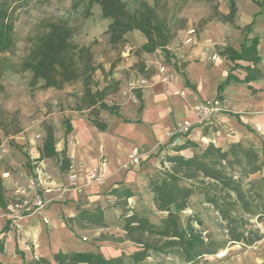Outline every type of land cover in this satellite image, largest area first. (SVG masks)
Segmentation results:
<instances>
[{
	"label": "crops",
	"instance_id": "0c3cea01",
	"mask_svg": "<svg viewBox=\"0 0 264 264\" xmlns=\"http://www.w3.org/2000/svg\"><path fill=\"white\" fill-rule=\"evenodd\" d=\"M234 13L230 12L229 0H219L215 16L187 18L186 27L174 36L167 50L170 60L162 64L164 55L146 58L145 70L151 69L147 79L141 78L136 69L128 70L135 62L126 59V64L111 68L102 65L106 79L118 82L116 92L107 94L104 102L115 106V113H108L81 106L82 87L73 85L61 90H40L34 97L33 118L26 123L25 113L15 134L0 131V175L3 198L8 203L17 185L24 186L26 177H38L39 194L46 206L38 214L11 226L6 217V207L0 208V235L4 240L0 262L24 264L33 258L51 261L57 252H97L100 234H111L119 230L117 201L121 195H110L112 190L125 189L131 193L127 204L131 209L147 207L154 210L150 196L144 193L146 175L161 168L165 156L192 158L209 144L226 151L229 145L251 134L264 135V0H232ZM249 27L248 32L245 29ZM139 35L133 42L130 35ZM130 40L129 48L139 49L145 39L139 32L125 35ZM257 40L260 58L256 68L261 75L243 83L248 73L249 62L237 61L239 68L232 74L239 82H230L222 93V111L213 114L206 122H200L194 108L210 102L217 96V87L228 75L233 63L222 53L231 48L240 51L242 44ZM159 53L161 51L157 50ZM155 51V52H157ZM163 54V53H162ZM177 66V70L174 68ZM162 66L163 74L157 68ZM126 71L130 78L126 79ZM111 74V76L109 75ZM101 90L107 85L102 83ZM136 88L140 99L127 86ZM96 119L105 127L99 130L92 121ZM189 122L192 128L187 135L168 137L173 129ZM260 132H255V129ZM51 130L55 156H43V143L47 130ZM68 130V131H67ZM3 139V140H1ZM185 142L196 147H185L176 151ZM138 148L143 154L140 165L128 164V154ZM105 166L100 171V164ZM168 168L169 164L166 163ZM99 171L97 182L87 183L88 173ZM78 178L75 186L80 191H59L66 184L69 173ZM8 174L7 177L3 175ZM50 193H43L45 189ZM143 195V198L141 196ZM7 206V205H6ZM102 211L107 227L99 228L82 221L79 227L74 221L81 211ZM69 220H72L70 223ZM87 234L93 241L82 242L78 235ZM85 238L84 236L82 239ZM18 250L23 254L21 259Z\"/></svg>",
	"mask_w": 264,
	"mask_h": 264
},
{
	"label": "trees",
	"instance_id": "16d2710c",
	"mask_svg": "<svg viewBox=\"0 0 264 264\" xmlns=\"http://www.w3.org/2000/svg\"><path fill=\"white\" fill-rule=\"evenodd\" d=\"M12 0H0V54H7L13 48V7ZM85 4L84 16L90 15L93 5L98 6L101 18L109 21L107 33L110 42L116 44L127 33L139 32L145 43L137 50V56L152 54L159 50L163 53L165 61L172 59L167 50L174 38L171 24L175 19L161 17L157 12V5L150 6L146 0H138L133 11H129L122 0H77L71 6L72 11H77ZM230 12L227 20L232 19L234 3L229 0ZM249 27L245 29L246 32ZM257 40L253 39L248 45L242 44L240 51L236 52L227 48L222 53L233 63L225 80L217 87L215 100L222 101V93L230 82H239L232 74L239 68L237 61L249 62L253 68L246 67L248 75L242 81H249L259 77L260 71L256 68L260 58L257 53ZM5 71L15 74L28 73L31 76L29 88L34 89H62L64 84L79 82L82 87L81 106L92 108L98 106L99 110L115 113L116 107H109L104 102L110 87L113 93L118 89V82L107 84L101 90L93 75L104 70L101 65L94 62L93 54L89 47L70 44L66 37L50 31L31 44L30 49L20 60L17 66L6 64ZM177 70L176 64H174ZM135 69L139 75L144 74L145 65L139 62ZM42 82V84H38ZM94 88V90H92ZM140 99L139 92H133ZM92 123L99 130L104 125L94 119ZM68 131V130H67ZM185 147L195 148L190 142H185L176 148V151ZM43 156L53 157V140L51 130H47V137L43 143ZM258 155L252 150H247L240 143L229 145L226 151L209 144L192 158L184 159L181 156H165L160 162V170L146 175L144 193L150 196V203L154 210L143 205L139 209H131L127 199L131 193L125 189H116L110 195H121L123 200L117 201L119 215L117 218L121 235L100 234L97 242H113L116 244L129 243L130 248L119 250L113 255H104L97 246V252H57L52 255L51 261L44 258H33L24 264H167L170 258L177 264H193L206 255H214L217 248L210 249V243L202 236L199 228L202 221L196 211L186 219L181 214L192 209L191 199L200 197V204L211 206L225 222L229 233V242L251 245L244 232H238L243 225L244 215L256 218L261 213L254 209L256 199L250 184H244V179L259 172ZM169 167L166 168L165 164ZM247 187V189H245ZM249 187V188H248ZM3 186L0 175V208L6 207L3 198ZM143 198V195L141 196ZM194 209V208H193ZM264 213V208L262 209ZM72 220H69L70 223ZM79 227L86 221L93 227L104 228L102 211H81L74 220ZM83 228V227H82ZM8 231V226L1 234ZM0 234V235H1ZM257 241V240H255ZM4 240L0 239V255L3 253ZM222 249L224 246H220ZM20 254L24 261V256ZM161 258L156 262L147 261ZM0 264H3L0 262Z\"/></svg>",
	"mask_w": 264,
	"mask_h": 264
},
{
	"label": "rangeland",
	"instance_id": "374dc122",
	"mask_svg": "<svg viewBox=\"0 0 264 264\" xmlns=\"http://www.w3.org/2000/svg\"><path fill=\"white\" fill-rule=\"evenodd\" d=\"M12 1H14V3H11L13 7L14 31L12 38L14 45L10 53L0 54V131L4 134L13 135L19 131L18 125L24 113L26 114V123L30 124L33 118V114H30L33 113L34 97L39 95L40 90H43L37 88L31 90L29 88L31 76L28 73H10L5 71L4 66L6 64L17 66L30 49L31 44L51 30L65 36L70 44L89 47L97 65L106 67L110 65L111 68L119 67L126 64L127 57L135 60L132 66L127 67L128 70L135 69L139 62H143L145 65L147 57L144 58L143 54L141 57L137 56L138 49L130 50L131 41L125 38V35L116 44L110 42V35L107 33L110 23L108 20L101 18L99 8L96 5L91 8L90 15L85 17V4H82L77 11L71 10L72 4L77 0ZM122 1L127 5L129 11H133L138 3V0ZM146 1L150 6L157 5L156 10L161 17L170 19L175 15V19L171 24L172 33L175 36L180 29L186 27L185 21L187 18L215 16V4H218L219 0ZM130 38L133 42H137L139 35L136 33L130 35ZM159 56L163 57V54L158 51L150 55L152 58L155 57L161 60ZM168 62L172 64L171 61ZM165 63L167 61H162V64ZM163 69L162 66L157 68L161 74H163ZM151 73V69H148L144 70L143 75L137 74L141 78L147 79ZM105 75L106 73L103 75L100 71H97L93 75V82L98 83L99 87H102L104 80L107 84H111L113 79L107 80ZM109 75L111 76V74ZM125 75L128 80L130 71H126ZM38 84H42V82H38ZM76 84L80 83H67L63 85L62 89ZM113 88L110 87L107 93H113ZM126 90L134 92L137 89L128 85ZM255 132L258 133L260 130L255 129ZM238 143L245 149L256 152L259 158V172L244 179V184H250V189L256 199L254 209L261 214L256 218L244 215V223L238 229V232H244L245 236L252 241V244L229 242V233L226 230L225 222L220 219L211 206L200 204V197L192 198L190 201L192 209L183 212L181 218L184 220L196 211L197 216L202 221V226L199 228L202 236L211 244L209 247L211 250L217 248L216 254L203 256L193 264H264V213L262 211L264 208V135H256L255 137L249 134L240 139ZM111 234L121 235L122 233L115 229ZM78 236L82 242H85L82 239L83 236L87 243L93 241L89 237L90 235L80 234ZM220 246H224V248L222 249ZM127 248H130L129 243L101 242L98 245V249L106 256L116 254L119 250H126ZM158 260H161V258L152 257L147 262L152 263ZM166 262L167 264H177L170 258L166 259Z\"/></svg>",
	"mask_w": 264,
	"mask_h": 264
},
{
	"label": "built area",
	"instance_id": "2783aa9c",
	"mask_svg": "<svg viewBox=\"0 0 264 264\" xmlns=\"http://www.w3.org/2000/svg\"><path fill=\"white\" fill-rule=\"evenodd\" d=\"M196 115L200 117V122H206L210 117L218 112H221L222 106L221 102L217 100H212L210 102L198 104L194 108ZM192 128V124L189 122H184L170 132L168 137H174L177 135H187ZM258 129V128H257ZM143 159V154L138 148H133L128 154V164L131 166H138L141 164ZM105 166V161L100 164V171L103 170ZM3 177L8 178V174L3 175ZM18 178L24 179L25 185H17L12 192V197L6 206V217L10 222L11 226H17L18 222L25 220L28 217L38 214L46 206L45 199L39 194L41 184L39 178L36 177H26L21 173H18ZM78 175L75 173H69L66 178V184L58 188L59 191L67 192L69 190L80 191L79 187L75 186V182ZM100 179L99 171L94 170L88 173L86 182L93 183ZM51 189H45L43 193H50ZM83 241H86L83 238Z\"/></svg>",
	"mask_w": 264,
	"mask_h": 264
}]
</instances>
